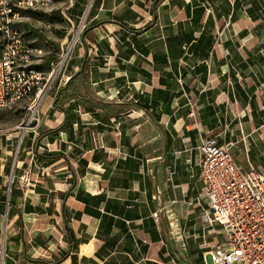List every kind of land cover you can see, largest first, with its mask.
I'll list each match as a JSON object with an SVG mask.
<instances>
[{"label":"crops","instance_id":"0c3cea01","mask_svg":"<svg viewBox=\"0 0 264 264\" xmlns=\"http://www.w3.org/2000/svg\"><path fill=\"white\" fill-rule=\"evenodd\" d=\"M55 6L86 28L40 106L39 135L58 130L24 140L15 169L0 149V264H210L222 232L204 220L197 146L215 137L264 173V0ZM35 152L55 157L24 186ZM14 171L21 215L5 208Z\"/></svg>","mask_w":264,"mask_h":264},{"label":"built area","instance_id":"2783aa9c","mask_svg":"<svg viewBox=\"0 0 264 264\" xmlns=\"http://www.w3.org/2000/svg\"><path fill=\"white\" fill-rule=\"evenodd\" d=\"M55 1L0 0V109L25 104L34 114L80 41L85 17L74 24L64 12L67 29L50 49L17 28L22 13H50ZM197 148L209 211L204 220L217 223L222 232L221 240L208 251L210 264H264V173L242 171L215 137L203 140ZM171 174L168 171L169 178ZM153 217L157 218L155 212Z\"/></svg>","mask_w":264,"mask_h":264},{"label":"rangeland","instance_id":"374dc122","mask_svg":"<svg viewBox=\"0 0 264 264\" xmlns=\"http://www.w3.org/2000/svg\"><path fill=\"white\" fill-rule=\"evenodd\" d=\"M53 7L55 9V4ZM28 12L22 13L23 17L17 23V28L20 31L26 33L29 39L34 40L35 43L45 45L46 49H50L52 45L54 46L59 41V39L64 36L67 25L59 18H55L51 22L45 18L46 16H44V14L46 13L43 11H32L34 12L32 14ZM55 83L56 81L54 82L52 90L48 94L47 99L52 97ZM41 112L42 107H39L36 111H34L33 114L31 110H26L25 104H19L11 108L0 109V133H4L7 137H9L6 140L7 142L10 143V141H12L11 146L4 147V136H0L3 137V139H0V149L2 153L7 150L6 162L7 164H12L14 160V169L17 163H19L22 152L21 145L24 143V140L28 141V137H30V135H39L42 117ZM11 132L14 135L12 137L10 136ZM9 151H11V153ZM40 162L41 160L38 154H29L28 159L26 160V166H24L23 171L18 175H21L19 180L24 183V186H29V182L33 183L34 179L37 180L38 177H41L42 171L48 170L47 165H44L43 162ZM241 170L245 171L244 169ZM14 174H17L16 171L13 173L12 182H14L16 178ZM8 181L9 179L7 178V185L9 183ZM41 201L45 202L46 208H51L54 206L52 204V200L50 199L48 200L43 198ZM1 264H4L3 260L1 261Z\"/></svg>","mask_w":264,"mask_h":264},{"label":"trees","instance_id":"16d2710c","mask_svg":"<svg viewBox=\"0 0 264 264\" xmlns=\"http://www.w3.org/2000/svg\"><path fill=\"white\" fill-rule=\"evenodd\" d=\"M30 12V14H32V13H34V12H32V11H29ZM28 12V13H29ZM44 16H46L45 18H47L48 19V21H51L52 22V20L53 19H55V18H59L60 20H62V18L61 17H59V15H58V12L56 11V10H53V11H51L50 13H46V14H44ZM1 49H2V46H1V44H0V52H1ZM76 75H78V74H75L74 76H76ZM74 76H72L71 77V79L74 77ZM70 81V80H69ZM67 87L66 88H64V87H61V88H59L58 90H57V92H56V95H55V98H54V106H56V107H60V108H62V104H63V102H65L66 100H68V98L71 96L70 94H68L67 93ZM58 129H49L48 131H44L43 133H41L39 136H38V138L37 139H39L40 137H42L43 136V134H45V133H52V132H55V131H57ZM36 153V152H35ZM37 154V153H36ZM39 155V154H38ZM39 157H42V158H54L55 156L54 155H42V154H40V156ZM14 182H12L11 183V188H10V194H9V199H8V215L11 213V212H18V214L19 215H21V212L17 209V206L15 205V203L12 201V197L15 195V191H14V184H13ZM6 201V200H5ZM3 210V209H2ZM66 255V253L64 254V255H62L61 257H59V259H58V261L59 260H61V258H63L64 256ZM44 262V261H46L47 262V260H37V262Z\"/></svg>","mask_w":264,"mask_h":264},{"label":"water","instance_id":"95a60500","mask_svg":"<svg viewBox=\"0 0 264 264\" xmlns=\"http://www.w3.org/2000/svg\"><path fill=\"white\" fill-rule=\"evenodd\" d=\"M10 185H11V180L9 182V185H8V189H7V201H6V211H7V207H8V199H9V194H10ZM5 217H6V213H5Z\"/></svg>","mask_w":264,"mask_h":264}]
</instances>
